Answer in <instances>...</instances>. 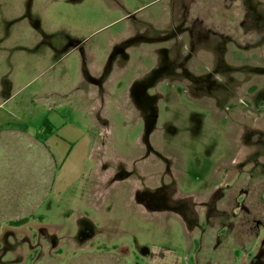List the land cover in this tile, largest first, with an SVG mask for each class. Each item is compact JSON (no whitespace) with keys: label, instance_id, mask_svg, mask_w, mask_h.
Instances as JSON below:
<instances>
[{"label":"rangeland","instance_id":"rangeland-1","mask_svg":"<svg viewBox=\"0 0 264 264\" xmlns=\"http://www.w3.org/2000/svg\"><path fill=\"white\" fill-rule=\"evenodd\" d=\"M45 122L90 161L21 228L0 187V264H264V0H0V180Z\"/></svg>","mask_w":264,"mask_h":264},{"label":"crops","instance_id":"crops-1","mask_svg":"<svg viewBox=\"0 0 264 264\" xmlns=\"http://www.w3.org/2000/svg\"><path fill=\"white\" fill-rule=\"evenodd\" d=\"M43 134L44 130H41L37 134L23 132L19 135L18 133H13V140H18V142H5V146L7 147L5 152L7 154L1 161V168L4 169L5 173L0 180L1 192L4 197V208L10 212V215L13 213L19 215L15 218H9L10 215L6 217L7 222L5 224L11 227L21 228L31 221L43 220L44 217L41 214V210L48 199L55 200L59 195L62 196L87 170L86 167L90 161V148L93 142L89 136L83 134L81 141H77L76 147L82 144L85 147L69 155L68 149L65 147L67 144L64 143L67 140L60 138L55 133L45 138L42 137ZM20 142H29L30 147L28 150L30 154L35 155L29 159L34 161L35 158L37 160L39 153L42 152L43 156L50 161L53 172L49 178L46 174H41L40 169L39 172L36 171L28 174L30 170L26 171L24 166L27 162L26 160L22 162L20 157L18 149L22 147ZM42 187L44 188L43 191L41 190L43 189ZM24 218H29V222L19 227L11 225V222ZM5 226L2 225L0 227ZM111 257L114 256L110 253H106L105 256L103 253L90 254L89 258H93L94 263L127 264L123 257Z\"/></svg>","mask_w":264,"mask_h":264},{"label":"flooded vegetation","instance_id":"flooded-vegetation-1","mask_svg":"<svg viewBox=\"0 0 264 264\" xmlns=\"http://www.w3.org/2000/svg\"><path fill=\"white\" fill-rule=\"evenodd\" d=\"M204 9H205V7L201 8L198 11L197 10L195 11V13L197 14V19L199 21L202 20L205 17V16H203L201 14V11L204 10ZM146 135H147V132H146ZM234 165L237 167L238 164L236 163ZM224 173L225 174H223V175H226L227 174V170H225ZM249 173H250L251 177L255 176V173L258 174L257 177H259V178L264 176L263 174H260L258 171L253 170V168H252L251 171H249ZM237 175H240V174H237ZM231 187H232V184H227L224 188L220 187L219 190H217V192H219L218 194L222 193L220 195V196H222L227 191H229L231 189ZM163 190H164V188H163ZM243 193H244L243 199L241 201H239L238 198H237L235 204L233 205V206H235L233 209L234 210L235 209H239V210H241V212L245 213L244 216L246 217L245 220H246L247 224L252 225V231L255 232V233H258L259 227L264 225V223H263L262 220L254 218V214H253L254 211L247 209V207L245 205V201H246V197H248V195H250V194H249L248 191H243ZM219 200H222V199L219 198ZM219 200L217 202H215L214 205L212 206V209H214V210L211 209L212 212L209 215L207 214L209 216V218L208 219H206V218L204 219V221H205L204 225L206 227H208V225H209L208 222L211 223V224L212 223H216L217 221H219V223L222 222L223 217L221 215H222L223 212H222L221 206L219 204ZM232 224H234V223H232ZM201 235L203 236V234H201Z\"/></svg>","mask_w":264,"mask_h":264},{"label":"trees","instance_id":"trees-1","mask_svg":"<svg viewBox=\"0 0 264 264\" xmlns=\"http://www.w3.org/2000/svg\"><path fill=\"white\" fill-rule=\"evenodd\" d=\"M52 134H54V129L52 128V126L48 122H45L44 123V134L42 137L45 138V137L52 135ZM29 220H30L29 218L16 220V221L11 222V225L19 227V226H22V225L28 223Z\"/></svg>","mask_w":264,"mask_h":264}]
</instances>
